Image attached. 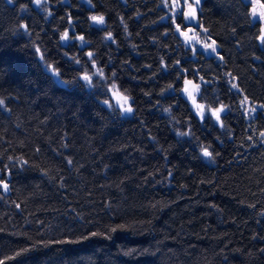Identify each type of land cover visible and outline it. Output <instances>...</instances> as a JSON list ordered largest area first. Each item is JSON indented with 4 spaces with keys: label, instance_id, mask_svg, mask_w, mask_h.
<instances>
[{
    "label": "trees",
    "instance_id": "1",
    "mask_svg": "<svg viewBox=\"0 0 264 264\" xmlns=\"http://www.w3.org/2000/svg\"><path fill=\"white\" fill-rule=\"evenodd\" d=\"M163 4L0 0L4 264H264L260 22L249 0H201L190 30L215 41L211 53L181 38L185 17L162 19L176 14ZM88 52L106 77L91 89L78 80ZM185 80L200 84L203 119L182 94ZM113 83L131 115L104 105ZM221 105V122L208 119Z\"/></svg>",
    "mask_w": 264,
    "mask_h": 264
},
{
    "label": "snow or ice",
    "instance_id": "2",
    "mask_svg": "<svg viewBox=\"0 0 264 264\" xmlns=\"http://www.w3.org/2000/svg\"><path fill=\"white\" fill-rule=\"evenodd\" d=\"M31 2H34L37 8H39L41 5V0H31ZM7 3L12 4L13 0H7ZM200 3H201V0H172L171 5H169L167 0H164L163 7H169L170 9L176 8V9H178V13L173 14L171 16L162 17V19H169V20H172L173 22H175L176 15L178 14L181 17H185L184 27L188 28L190 30L193 21H197L196 26H199L197 10H198V6L200 5ZM249 4H251V0H249ZM260 7L262 9H264V4H260ZM252 16H253V22L254 23H259L260 21H264V12H261V13H259V15H257L255 7H253ZM90 19L92 20L93 24H101V25L104 24V17L103 16H92V17H90ZM69 23L71 24V18L70 17H69ZM20 27H22L24 29L25 33L28 32V25L24 24V25H20ZM176 31L178 33H180L181 36H187V32L182 30L180 24L176 25ZM73 38L79 39L82 42L80 47L81 48L84 47V43H83L84 42V36H82V35L81 36H75L74 29H73ZM106 39L107 40H113L111 33L108 34ZM259 39L261 40V43L264 44V36H260ZM60 40L61 41H68L69 40V32L67 30L61 34ZM186 43H191V38L186 40ZM214 45H215V41H213L211 45H208V44L203 45V48L205 50H210L211 53H215L216 47ZM36 51L39 52L40 49L37 48ZM87 55H88L89 61H90V68H85L82 71L81 75L78 77V80L84 81L86 86L89 89H91L94 86L93 77H98L100 80H104V79H106V77L104 75L103 68H97L96 60L93 59V53L88 52ZM41 59L42 60L44 59L43 55H41ZM74 62L78 65L81 63L80 60H78V59H74ZM45 68H46V70H51L52 76L55 77V83L60 84V85H66L67 82L60 78L61 74L55 68L54 65L46 63ZM91 69H97V70L91 71ZM113 75H115V73H113ZM201 79H203V78H201ZM184 84L186 85V87H184L183 92L188 96L189 99H191L193 101V103L195 104V107L200 110L198 115H200L201 118L203 119L205 117V106L203 104H197L195 101V97L193 95V91L199 90L200 84L193 83L191 80H185ZM82 86H84V85H82ZM232 88H237V85L233 84ZM108 91L111 92L112 95L109 99H105L103 101L104 105H106L110 109H114V110L118 109L119 112H121L125 115H131L133 113V108H132L131 103H130V97L127 96L125 93L121 92L115 83H113L111 85V87L108 89ZM202 98L203 97H201V99ZM112 99L115 100V104H112L110 102ZM244 99L246 101L247 97H245ZM3 104H4V102L2 100H0V106H3ZM261 108H264V105H261ZM224 111H225V107L223 105H221L219 108L211 109L210 115L207 118L211 119L212 117H215L217 122H221V113H223ZM252 111H255V108H253ZM221 127H223L222 123H221ZM178 135L184 136V135H189V133H178ZM261 135L264 136V133H261ZM202 155L205 157H208L209 159L212 158V153L207 148H204L202 150ZM69 163H71V161H69ZM3 188H4V190H7L8 184L3 183ZM116 230L117 229H115V228L112 229L113 232ZM96 235H97L96 233H92V236H88L85 238L91 239L92 237H94ZM104 238L108 239L110 237L105 235ZM18 255H19V253H18ZM0 264H4V261H0Z\"/></svg>",
    "mask_w": 264,
    "mask_h": 264
},
{
    "label": "rangeland",
    "instance_id": "3",
    "mask_svg": "<svg viewBox=\"0 0 264 264\" xmlns=\"http://www.w3.org/2000/svg\"><path fill=\"white\" fill-rule=\"evenodd\" d=\"M260 4H263L262 0H251L250 17H251L252 20H253V16H252L253 7H255V9H256L257 15H259V13H261V12H264V9H262L260 7ZM176 13H178V9H176ZM186 32H187V36H181L180 35L181 38L185 40V42H186V40H188L189 38H191V42L199 43L201 45H205V43H204L205 41H203V39L199 38L197 36V34H194L191 30H187ZM260 36H264V21H260ZM258 41H259L260 44H262L260 39H258ZM208 45H211V44H208ZM262 45H264V44H262ZM193 83H195V82H193ZM184 87H186V85L183 83V89H184ZM198 93H199V90L198 91H193V95L195 97L196 103L197 104H201L197 100ZM182 94L186 98V100L188 101V103L190 105V108L193 110V112L197 116L201 117L200 115H198V113H199L200 110L195 107V104L193 103V101L191 99H189L188 96L183 91H182Z\"/></svg>",
    "mask_w": 264,
    "mask_h": 264
}]
</instances>
